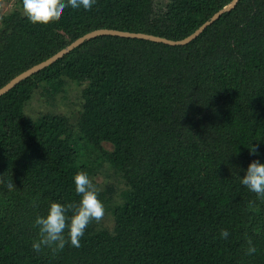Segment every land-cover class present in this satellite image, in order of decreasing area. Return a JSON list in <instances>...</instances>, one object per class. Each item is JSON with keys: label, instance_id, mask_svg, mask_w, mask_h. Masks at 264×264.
Returning <instances> with one entry per match:
<instances>
[{"label": "trees", "instance_id": "obj_1", "mask_svg": "<svg viewBox=\"0 0 264 264\" xmlns=\"http://www.w3.org/2000/svg\"><path fill=\"white\" fill-rule=\"evenodd\" d=\"M231 1L96 0L29 21L18 0L0 14V88L94 29L182 39ZM68 80L85 84L76 113L25 114L43 83L55 95ZM253 160L264 163V0H239L184 45L86 40L0 96V264H264V197L239 178ZM81 170L104 217L80 247L35 252L36 216L78 203Z\"/></svg>", "mask_w": 264, "mask_h": 264}, {"label": "clouds", "instance_id": "obj_2", "mask_svg": "<svg viewBox=\"0 0 264 264\" xmlns=\"http://www.w3.org/2000/svg\"><path fill=\"white\" fill-rule=\"evenodd\" d=\"M96 0H21L24 16L29 21H46L58 17L65 8L89 10ZM255 154L254 146L249 148ZM240 183L249 191L264 197V163L259 160L251 161L244 169ZM75 192L79 196L76 204L66 205L58 201L48 204L44 215L36 216L34 226L38 229L39 239L32 242V249L39 253L42 246L50 247L54 251L62 250L66 244L80 247V239L88 225L95 221L100 222L105 215V206L99 199L98 190L95 188L88 173L81 170L72 177ZM69 211L71 215H69ZM227 230H221L220 237L227 238ZM248 248V253L256 251L254 246Z\"/></svg>", "mask_w": 264, "mask_h": 264}, {"label": "water", "instance_id": "obj_3", "mask_svg": "<svg viewBox=\"0 0 264 264\" xmlns=\"http://www.w3.org/2000/svg\"><path fill=\"white\" fill-rule=\"evenodd\" d=\"M239 0H232L228 5L217 11L210 19L205 21L199 28H197L193 33L189 34L188 36L182 38V39H170L164 36L155 35L151 33H146L142 31H128V30H121V29H114V28H98L94 29L92 31H89L85 33L84 35L78 37L73 42H71L66 47L62 48L49 58L41 61L38 64L33 65L32 67L24 70L23 72L16 75L14 78H12L8 83H6L4 86L0 88V96L6 92H8L10 89L15 87L18 83H20L22 80L32 76L36 72H39L40 70L50 66L54 62H56L58 59L62 58L65 54L76 48L77 46L81 45L86 40H89L91 38H94L96 36L100 35H117L121 37H131V38H143L151 41L156 42H162L169 45H184L192 41L194 38H196L207 26H209L212 22H214L217 18L220 17V15L226 11L232 10Z\"/></svg>", "mask_w": 264, "mask_h": 264}, {"label": "rangeland", "instance_id": "obj_4", "mask_svg": "<svg viewBox=\"0 0 264 264\" xmlns=\"http://www.w3.org/2000/svg\"><path fill=\"white\" fill-rule=\"evenodd\" d=\"M17 1L0 0V14L10 12ZM156 2L159 3V8H163L168 0H156ZM84 87L85 84L80 85L68 80L57 94L50 95L47 83H43L41 89H38L33 98L26 104L25 114L33 119H37L44 112L64 113L72 116L81 108V92Z\"/></svg>", "mask_w": 264, "mask_h": 264}]
</instances>
